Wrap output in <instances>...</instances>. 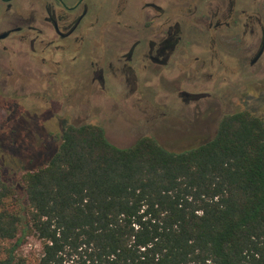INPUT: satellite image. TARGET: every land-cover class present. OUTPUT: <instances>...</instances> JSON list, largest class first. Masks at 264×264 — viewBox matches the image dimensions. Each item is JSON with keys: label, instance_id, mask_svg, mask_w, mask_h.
Returning <instances> with one entry per match:
<instances>
[{"label": "trees", "instance_id": "trees-1", "mask_svg": "<svg viewBox=\"0 0 264 264\" xmlns=\"http://www.w3.org/2000/svg\"><path fill=\"white\" fill-rule=\"evenodd\" d=\"M20 183L24 211L0 168V264H264V118L249 111L182 152L68 125ZM21 227L42 242L34 263L17 254Z\"/></svg>", "mask_w": 264, "mask_h": 264}, {"label": "flooded vegetation", "instance_id": "flooded-vegetation-1", "mask_svg": "<svg viewBox=\"0 0 264 264\" xmlns=\"http://www.w3.org/2000/svg\"><path fill=\"white\" fill-rule=\"evenodd\" d=\"M86 48L89 60L108 67L113 82L127 77L129 96L138 81L145 86L149 74L182 61L185 79L206 86L214 79L210 70L222 67L228 74L225 57L235 65L233 73L264 87V0H0L5 97L16 95L19 84L39 80L44 68L72 67ZM94 76L105 88L104 69ZM178 94L186 106L195 105L198 117L212 108L221 114L204 90Z\"/></svg>", "mask_w": 264, "mask_h": 264}, {"label": "rangeland", "instance_id": "rangeland-1", "mask_svg": "<svg viewBox=\"0 0 264 264\" xmlns=\"http://www.w3.org/2000/svg\"><path fill=\"white\" fill-rule=\"evenodd\" d=\"M224 54L221 51L222 61ZM88 55L86 48L72 67L66 64L61 69H41L39 80L25 82L22 87L19 84L11 98L5 97L0 88V168L3 180L16 188L17 195L8 200L15 210L27 208L20 183L22 172L51 159L68 125L100 126L108 140L120 148L151 137L168 151L182 152L214 137L227 114L249 111L264 118V87L233 73L235 65L226 57L228 74L222 67L210 70L214 79L206 86L197 88L185 79L182 61L164 68L162 74H149L147 89L138 81L136 94L129 96L127 77L120 76L118 83L113 82L108 67L96 57L89 60ZM100 68L107 78L105 88L94 80ZM55 72L56 76L48 75ZM183 90L210 93L221 105V114L212 108L198 117L195 105L188 107L179 97ZM210 112L213 117H209ZM23 229L18 238L25 237L17 254L34 263L42 255V242L31 230L23 233ZM16 241L6 243V247Z\"/></svg>", "mask_w": 264, "mask_h": 264}]
</instances>
